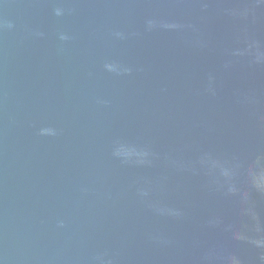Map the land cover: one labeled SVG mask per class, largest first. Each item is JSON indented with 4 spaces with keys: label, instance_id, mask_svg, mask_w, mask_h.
Instances as JSON below:
<instances>
[{
    "label": "water",
    "instance_id": "1",
    "mask_svg": "<svg viewBox=\"0 0 264 264\" xmlns=\"http://www.w3.org/2000/svg\"><path fill=\"white\" fill-rule=\"evenodd\" d=\"M0 264H264V0H0Z\"/></svg>",
    "mask_w": 264,
    "mask_h": 264
}]
</instances>
